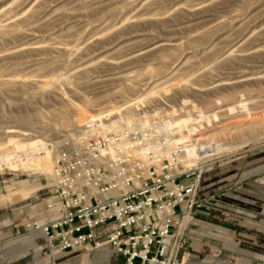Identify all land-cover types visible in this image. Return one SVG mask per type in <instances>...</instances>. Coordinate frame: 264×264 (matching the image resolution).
Returning <instances> with one entry per match:
<instances>
[{"label": "rangeland", "instance_id": "rangeland-1", "mask_svg": "<svg viewBox=\"0 0 264 264\" xmlns=\"http://www.w3.org/2000/svg\"><path fill=\"white\" fill-rule=\"evenodd\" d=\"M142 123L154 127L144 142L162 150L187 132L234 145L197 162L211 178L199 206L224 210L201 226L196 208L184 264H264L253 256L264 257V223L229 220L251 211L236 194L264 189V0H0V218L41 219L56 201L53 173L20 156L45 150L56 162L119 132L133 143Z\"/></svg>", "mask_w": 264, "mask_h": 264}, {"label": "built area", "instance_id": "built-area-1", "mask_svg": "<svg viewBox=\"0 0 264 264\" xmlns=\"http://www.w3.org/2000/svg\"><path fill=\"white\" fill-rule=\"evenodd\" d=\"M109 139L87 143L83 153L59 151L56 201L46 205V217L26 227L45 235L50 253L108 244L115 264H184L202 169L182 167L177 158L148 163L110 156Z\"/></svg>", "mask_w": 264, "mask_h": 264}, {"label": "crops", "instance_id": "crops-1", "mask_svg": "<svg viewBox=\"0 0 264 264\" xmlns=\"http://www.w3.org/2000/svg\"><path fill=\"white\" fill-rule=\"evenodd\" d=\"M211 178L209 177V173H206L205 170L201 174L200 186L197 192L198 200L202 201L205 195H207ZM225 199L229 197L231 199L232 196L224 195ZM52 200L56 199V195L53 194L51 196ZM236 204L241 205V202H245L249 204L251 207V211L247 213H242L239 209H234V214L238 217L237 220H231L233 224H240L241 216H245L249 218V227L257 231L259 227H261L264 223V189L260 188L253 191L252 196L249 197H241V195H235L233 200ZM227 202V201H226ZM240 206V207H241ZM224 207L222 205H214L210 204L207 201H203L200 203V206L197 208V212L195 215L196 224H201V226H207L206 219L207 214L211 210L222 211ZM41 215L45 214L43 210ZM28 220L26 218L20 216V218H9L6 217L0 218V264H55L60 260H72L69 261L68 264H104L108 259L107 256H103L104 252H108L113 254L114 260L113 264L116 262V255L112 247L108 244L103 245L102 247L93 249L95 250L92 255L93 259L91 260L88 255H77V254H69L68 251H62L55 254H50L48 252L46 246V238L45 235L40 230H28L26 229V223ZM243 224V223H242ZM207 228V227H206ZM215 231L218 233H222L223 231L215 228ZM192 234V228L186 232L187 243L182 249L183 254L186 257V260L189 258V238ZM205 233L199 232L197 237L204 236ZM253 255L257 258H264L263 253H255ZM74 257V258H72ZM97 258L100 259V262H97ZM75 261V262H74ZM112 264V262H111Z\"/></svg>", "mask_w": 264, "mask_h": 264}, {"label": "bare ground", "instance_id": "bare-ground-1", "mask_svg": "<svg viewBox=\"0 0 264 264\" xmlns=\"http://www.w3.org/2000/svg\"><path fill=\"white\" fill-rule=\"evenodd\" d=\"M66 120V119H65ZM116 121V120H115ZM116 122L111 121L110 127H116ZM172 126L171 122L164 121L163 123V129L168 130ZM184 127L185 124H182ZM154 127L152 129H145L144 123L141 125L140 129V136L136 137V141L131 143L128 141V138L125 134H122V132L117 133V138H110L106 144V149L109 152L110 156H114L116 154V149H121L127 155H135L139 158H141L144 161H147L148 158L152 160L151 162L157 163V159L160 158V156H168L169 159L177 158L179 155V152L182 153L183 158L179 159L185 167L188 166H196L199 169H203V165H199L197 163L199 159L203 156H208L213 153L220 152L222 150H226L228 148H231L232 145H221L220 143L216 142H210L204 144L203 142H198V137H191L189 135V132H187L185 135H180L176 137H169L166 141V149L162 150L159 146V144H148L144 142V138L151 135V131H153ZM203 137V136H202ZM135 138V137H134ZM240 144V143H239ZM136 147V152L133 153V150L131 149L132 146ZM167 157V158H168ZM20 163L18 165H24L30 166V167H37L41 166L47 170H49L52 174V177H54V167H55V161H52L48 153H46L45 150L38 155H35L30 158H26L25 156H20L19 158ZM187 162V163H186ZM194 164V165H193ZM54 185V182H53Z\"/></svg>", "mask_w": 264, "mask_h": 264}]
</instances>
